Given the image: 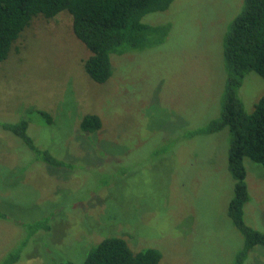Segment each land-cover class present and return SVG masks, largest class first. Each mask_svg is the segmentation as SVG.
<instances>
[{
	"label": "rangeland",
	"instance_id": "374dc122",
	"mask_svg": "<svg viewBox=\"0 0 264 264\" xmlns=\"http://www.w3.org/2000/svg\"><path fill=\"white\" fill-rule=\"evenodd\" d=\"M243 4L173 0L146 13L144 22L170 25L164 40L111 54L112 76L102 83L83 70L89 52L66 10L32 18L0 62V264L25 241L11 264H79L115 234L133 249L157 248V264L234 263L244 235L227 215L230 132L196 131L220 113L222 39ZM263 93L264 78L247 72L238 88L244 109ZM91 112L102 125L88 142L79 124ZM23 117L35 145L72 168L47 164L2 126ZM243 162V217L264 232V171ZM43 215L49 229L31 232ZM243 264H264V247L253 246Z\"/></svg>",
	"mask_w": 264,
	"mask_h": 264
},
{
	"label": "trees",
	"instance_id": "16d2710c",
	"mask_svg": "<svg viewBox=\"0 0 264 264\" xmlns=\"http://www.w3.org/2000/svg\"><path fill=\"white\" fill-rule=\"evenodd\" d=\"M173 0H0V62L7 55L32 18L41 15L52 18L66 10L71 18L72 33L86 47L89 54L82 67L89 79L102 83L112 76L111 54L128 53L162 42L169 30L168 23L149 24L142 17L149 12L162 11ZM222 54L226 79L221 110L218 117L196 132H214L228 127L230 141L227 164L233 180V193L228 201L227 215L244 235V243L233 264H243L253 246L264 247V232L248 225L243 207L249 199L244 158L261 164L264 171V93L253 109L247 112L238 96L244 75L255 71L264 78V0H244L242 10L229 23L222 39ZM47 122L50 115L38 110ZM27 119L5 122L2 126L20 137L44 162L55 167L72 168V162L58 158L47 149L38 148L26 132ZM102 121L97 113H85L80 128L90 134L87 141L96 139ZM92 135V137H91ZM93 138V139H92ZM97 140V139H96ZM0 217L6 212L0 210ZM49 216H40L30 223L31 232L47 230ZM26 242V241H25ZM22 242L9 253L4 264L15 262L26 244ZM144 247V248H143ZM141 248V249H139ZM133 249L121 235H109L92 245L79 264H157L161 253L152 246ZM54 264H78L71 259H59Z\"/></svg>",
	"mask_w": 264,
	"mask_h": 264
}]
</instances>
